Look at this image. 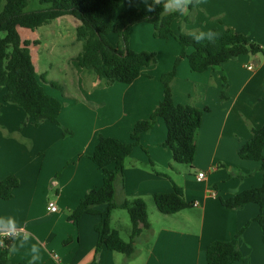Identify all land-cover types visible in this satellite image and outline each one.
I'll use <instances>...</instances> for the list:
<instances>
[{
	"label": "crops",
	"instance_id": "0c3cea01",
	"mask_svg": "<svg viewBox=\"0 0 264 264\" xmlns=\"http://www.w3.org/2000/svg\"><path fill=\"white\" fill-rule=\"evenodd\" d=\"M150 5V0H123L119 15L133 6L150 13L146 10ZM228 28L248 36L264 50V0H204L194 12L189 9L188 15L180 14L172 26L175 35L208 30L221 35ZM153 33L149 23L131 28V48L155 52L158 58V64L144 68L132 84L101 78L92 66L82 69L78 65L73 69L76 93L63 97L42 84L48 95L63 103L59 121L73 132L71 137L63 138L62 128L50 122L34 126L24 110L3 101L6 90L0 93V179L15 176L20 181L11 200H0V219H14L18 231L31 235L29 246L42 245V259L37 264L94 261L99 241L96 228L103 222L102 215H84L78 223L68 218L87 193L103 186L102 172L91 159L98 137L130 143L135 124L148 120L164 97L161 76L173 69L182 47L174 37L160 40ZM22 40L35 43L30 46L31 54L41 46L37 38ZM193 51L188 48L187 54ZM32 58L36 66L33 54ZM224 76L228 99L221 102ZM172 92L176 104L202 111L209 108L198 132L194 163L191 167L173 163L172 152L162 146L166 125L156 119L154 128L142 134L140 145L126 161L123 188L118 184L116 194L118 204L145 200L151 229L136 242L132 259L105 248L97 256L98 264H208L209 244L232 241L260 213L256 204L229 210L221 200L263 184L262 164L242 160L239 151L252 138V130L264 126V54L241 56L204 73L193 72L184 59ZM25 121L27 125L21 128ZM199 173L205 175L202 182L197 180ZM174 184L183 190L190 207L162 215L153 196L172 193ZM49 203L57 205L56 213L48 211ZM105 209L98 208L101 213ZM117 211L111 226L119 231ZM125 227L129 232L131 222ZM262 236L261 227L252 222L239 241L244 259L235 264H264ZM29 258L21 249L9 254L8 262L28 264Z\"/></svg>",
	"mask_w": 264,
	"mask_h": 264
},
{
	"label": "trees",
	"instance_id": "16d2710c",
	"mask_svg": "<svg viewBox=\"0 0 264 264\" xmlns=\"http://www.w3.org/2000/svg\"><path fill=\"white\" fill-rule=\"evenodd\" d=\"M32 0H7L0 9V93L6 90L3 101L20 107L32 119L34 126L39 127L44 122H50L62 128L63 138L73 136V132L62 127L59 117L63 103L45 92L44 84L55 90L62 88L53 81L41 78L33 62L30 41H23L20 28L36 31L55 20L71 16L80 22L76 29L77 41L82 44V50L74 58V62L85 69L92 66L98 76L114 80L121 84H132L143 75V69L158 64L155 52L134 51L130 46L131 28L140 23H149L154 27L155 39L167 40L174 37L182 47L181 55L176 59L173 69L161 76L164 87V97L148 120L135 124L131 134V142L124 143L115 138L100 135L95 151L91 157L103 175V186L91 190L69 216V221L78 223L84 215H102L103 222L96 228L99 241L96 246L95 259L102 249H108L132 259L136 255V242L143 232L151 229L148 206L143 199L124 200L116 203L117 186L123 188L126 161L132 155L135 147L140 145L142 134L150 132L161 118L167 129V137L163 143L173 154L176 165L192 166L196 156V140L202 126L204 111L190 105L176 104L172 92V82L176 78L182 60L187 59L193 72L204 73L220 69L224 63L245 55L264 54L260 45L253 43L248 36L236 32L232 28L219 35L215 43L207 38L197 43L193 35L180 32L175 35L172 26L180 13L160 16L162 5L155 6V11L144 13L133 6L127 12L119 15L123 0H39L40 5L47 7L35 11H27ZM152 4V0H150ZM2 0H0L1 8ZM195 0L189 4L194 12ZM188 18L185 23H188ZM117 34L119 43L113 46L108 37ZM193 48L191 54L187 49ZM221 102L227 101V77H223ZM21 124V128L27 125ZM252 138L239 151L242 160L255 161L262 164L263 184L237 193L228 200H221L225 209L241 210L249 204L260 207L259 215L243 226L232 241H216L208 245L206 257L208 264H235L244 257L239 248V241L252 222L258 223L262 230L264 243V126L252 130ZM113 167V168H112ZM173 168V165L171 166ZM20 186L15 176L0 179V200H11L13 192ZM154 204L162 215L177 214L190 207L184 199L183 190L174 184L172 193H157L153 196ZM106 206L101 213L98 208ZM116 210H125L129 215L131 229L129 240L125 241L120 232L111 226L112 214ZM5 247H0V264L8 262V245L11 239L4 240Z\"/></svg>",
	"mask_w": 264,
	"mask_h": 264
},
{
	"label": "rangeland",
	"instance_id": "374dc122",
	"mask_svg": "<svg viewBox=\"0 0 264 264\" xmlns=\"http://www.w3.org/2000/svg\"><path fill=\"white\" fill-rule=\"evenodd\" d=\"M7 0H2L1 10L6 5ZM46 5H40L39 0H32L27 11H35L46 8ZM120 14V12H119ZM80 26V22L71 17L65 16L59 18L49 25L43 26L37 31H30L20 28L22 38H37L41 40V46L36 47L32 54L37 60L36 70L39 73L38 77L48 81H53L58 84L62 90H57L61 96L76 93L73 72L77 67L74 58L79 55L82 50V44L77 41L76 29ZM109 42L114 46L119 43L117 34H112L108 37ZM44 84V83H43ZM49 86L48 84H44ZM50 87V86H49ZM184 167H190L183 165ZM119 220V231L125 241L129 240V232H127L125 224L130 226V218L125 210H118L117 216Z\"/></svg>",
	"mask_w": 264,
	"mask_h": 264
},
{
	"label": "clouds",
	"instance_id": "9594fccd",
	"mask_svg": "<svg viewBox=\"0 0 264 264\" xmlns=\"http://www.w3.org/2000/svg\"><path fill=\"white\" fill-rule=\"evenodd\" d=\"M204 0H195V5H200ZM193 3V0H152V4L147 7V12L155 11V6L162 5V11L159 14L161 17L173 13H180L181 15H188V5ZM207 38L211 43H215L219 39V34L211 30L199 31V34L194 37L197 43L202 42ZM0 237L10 238L13 242L7 246L10 255L17 254L21 249H25V255L30 257L28 264H37L41 257L42 245L39 243H32L28 245V241L32 239L31 235L18 231L16 221L12 218L8 220L0 219ZM0 247H5L3 239H0Z\"/></svg>",
	"mask_w": 264,
	"mask_h": 264
},
{
	"label": "built area",
	"instance_id": "2783aa9c",
	"mask_svg": "<svg viewBox=\"0 0 264 264\" xmlns=\"http://www.w3.org/2000/svg\"><path fill=\"white\" fill-rule=\"evenodd\" d=\"M205 178V175L204 173H199L198 176H197V180L199 182H202ZM48 211L49 212H52V213H56L58 211V207L55 203H49L48 205ZM4 240H9L10 238H4V237H1Z\"/></svg>",
	"mask_w": 264,
	"mask_h": 264
}]
</instances>
